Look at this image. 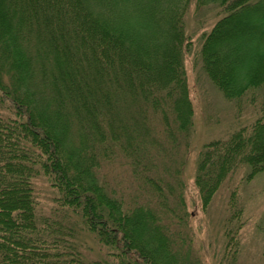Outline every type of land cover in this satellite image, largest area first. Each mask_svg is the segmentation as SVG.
Wrapping results in <instances>:
<instances>
[{
	"label": "trees",
	"instance_id": "trees-1",
	"mask_svg": "<svg viewBox=\"0 0 264 264\" xmlns=\"http://www.w3.org/2000/svg\"><path fill=\"white\" fill-rule=\"evenodd\" d=\"M206 1L0 0V264H200L182 182L168 174L193 126L184 16ZM218 1L224 14L201 36V66L227 99L261 89V115L200 148L203 208L242 165L246 180L264 171V0ZM119 159L129 199L101 172ZM40 173L56 195L38 219ZM235 191L229 221L242 213ZM239 224L226 228L232 256ZM79 229L107 260L83 257Z\"/></svg>",
	"mask_w": 264,
	"mask_h": 264
},
{
	"label": "rangeland",
	"instance_id": "rangeland-1",
	"mask_svg": "<svg viewBox=\"0 0 264 264\" xmlns=\"http://www.w3.org/2000/svg\"><path fill=\"white\" fill-rule=\"evenodd\" d=\"M188 8L184 22L191 44L185 50L184 65L193 104V126L176 151L174 163H170L173 169L168 174V180L182 182L180 189L185 209L180 208V211L185 213L186 210L190 214L186 217L188 224L185 232L190 231L192 250L200 264H264V232L261 230L264 221V171L246 180L248 169L242 165L227 176L205 208L193 183L196 157L202 145L211 140L225 139L229 132L251 124L261 115L262 92L259 88L248 89L238 99H227L222 94L203 70L199 49L202 34L209 31L224 12L218 0H207L201 5L192 2ZM177 167L178 172L173 173ZM101 172L110 188H115L126 198L131 195L132 177L123 159L104 164ZM162 186L164 192H169L165 181ZM33 189L36 218L51 214L56 191L51 187L50 180L41 173L36 174ZM234 189L242 213L240 219L229 221L231 212L228 203ZM141 191V182L138 181V194ZM57 217L61 216L57 214ZM238 223L240 227L237 228L236 241L234 239L237 252L232 256L225 233L227 227H236ZM77 242L86 260L103 261L107 258L104 247L93 233L79 229Z\"/></svg>",
	"mask_w": 264,
	"mask_h": 264
}]
</instances>
